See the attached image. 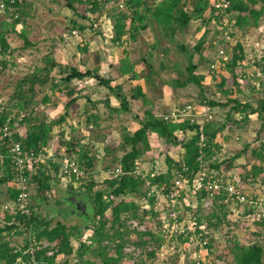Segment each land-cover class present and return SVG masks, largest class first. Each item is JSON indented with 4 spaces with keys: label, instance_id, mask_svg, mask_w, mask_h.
I'll use <instances>...</instances> for the list:
<instances>
[{
    "label": "trees",
    "instance_id": "obj_1",
    "mask_svg": "<svg viewBox=\"0 0 264 264\" xmlns=\"http://www.w3.org/2000/svg\"><path fill=\"white\" fill-rule=\"evenodd\" d=\"M63 1V6L72 9L81 19L87 17V11L94 13L105 10V18L112 21L111 39L116 45L123 46L130 40H137L147 29L154 33L155 42L150 45L147 54L140 50L138 57H131L128 51L119 64L111 65L118 71V78L102 77L89 67L81 68L83 64L76 62L60 63L53 52H49L41 59V65L29 68L15 80L6 81L4 87L12 89L8 91L6 99L0 100V126L8 124L13 133L11 137H3L0 133V264H127L126 259H131L133 264H155L158 250H148L145 247L152 243L161 248L163 243L160 237L152 228L144 231L136 227L131 229L128 221H144L150 215L157 217L160 214L154 208L157 196L151 193L152 185H157L165 194L172 182L179 177V173L192 180L204 167L210 172H220L221 163L226 162L228 168H231L239 154L226 158L220 156L223 143L218 140V135L224 129H243L249 123L251 115L256 114L262 121L260 133L264 130V47L260 56L253 57L259 69L252 75L258 83L251 82L250 89L258 95L257 99L248 98L244 101L238 97L241 82L251 79L246 71L248 63L243 44L230 42L228 48L226 45L223 47L231 57L227 61L222 58L225 61L224 69L230 75L215 79L221 99L204 100L206 104L220 107V116L211 118L204 126L189 119L181 122L166 120L162 110L148 106L150 100L144 87L154 86L156 77L161 72L168 71L171 65L160 59L157 67L150 57L157 53L168 57L171 52L169 44H175V53L183 56L185 60V70L176 68L178 77L169 84L186 87L194 83L202 87L203 80L208 77L206 70L212 72L211 65L217 59L219 51V46L214 44L213 39L207 38L213 25L222 24L220 12L213 4L214 0H125L122 8L119 0ZM33 2L34 0H6V13L0 15V81L8 69H15L19 65L15 59L19 55L16 56L15 53L27 52L34 45L27 30L31 26L30 22L27 24V19L32 15ZM81 5H85L86 10H81ZM229 13L234 29L230 35L236 36L237 32L256 27L264 21V0H231ZM88 28H93V24L88 26L80 20H74L68 31L83 32ZM203 28V34L195 44L189 43L188 34L193 29L198 32ZM12 33H18L23 38L22 46L12 47L8 37ZM230 48L232 52L229 51ZM79 49L81 57L88 51L86 45ZM197 54L199 62L194 60ZM201 61H205L206 66L201 67ZM260 69L263 76H258ZM54 70L57 75L52 74ZM185 71L187 75L182 78L180 75ZM90 76L108 88L104 100H93L90 95L81 94L83 88L80 83L82 79ZM125 76H128L127 80L143 79L145 85L138 83L124 90L123 82H118L117 79ZM214 77L212 76L213 80ZM83 97L86 98L88 107L84 111L86 127L100 129L104 120H120L121 125L116 128L120 130L121 136L118 144L115 140H109L108 136L82 135L78 129H72L70 138L62 128L58 137L54 136L56 128L62 127L70 117L71 105ZM112 99L118 103L114 104ZM60 102L65 103V112L60 116L50 117L39 111L41 104L46 107L51 104L58 105ZM100 103H104L106 112L102 111ZM136 103H140L144 109V118L135 111ZM122 114H129V118L136 119L139 127L133 132L130 131L127 120L129 118L122 117ZM178 131L181 132L180 137L177 136ZM189 131L191 134H188ZM201 135L205 137L204 142H201ZM260 135L258 140L263 141L252 151L258 162L243 165L241 171L238 169L236 172L243 185L256 182L264 172V137ZM154 138L161 139L167 147L169 144L181 147L184 152L182 159L174 160L166 155V170H157L156 173L153 168L145 177L136 175L133 173L136 162L143 160V156L154 149ZM13 143L20 144L23 152L32 156L47 152V149L53 151V158H49L47 163L28 162L34 168L32 173L25 172L29 190L30 184L36 189V194L30 197L29 214L3 209V204L16 199L20 191L17 187L20 171L13 164L11 152ZM64 155L74 157L87 174L94 172L102 162H105V170L114 166V169L119 167L122 171L131 173L106 178L104 189H95L96 182L93 178L87 183V176L81 179L80 185L68 182L66 190L55 184L62 190L61 197L56 198L52 194L55 187L51 183L62 181L58 160ZM188 195H192L191 192L185 193L184 197ZM73 196H77L81 202L90 203L92 211L86 215L76 208L73 214L80 215L84 221L68 225L64 222L67 209L62 204L76 205ZM196 197L200 205V201L206 199L207 192L200 191ZM227 197L225 193L215 198L210 214L200 215L197 212L195 215L197 232H201L202 238L207 239V244L199 245L200 248L214 253L219 250L222 238L227 246L218 255V260L224 264H264V220L253 221L258 229L251 232L249 237L240 238L230 225L229 215L233 211L230 203L225 202ZM142 203L146 205L142 206ZM234 208L240 210V215L245 220L253 211L246 208L241 210L238 204ZM156 225L162 226L161 218ZM132 233L138 238V242L134 244L131 242ZM19 235H25V243L20 246L15 240ZM129 244L136 248L126 252Z\"/></svg>",
    "mask_w": 264,
    "mask_h": 264
},
{
    "label": "rangeland",
    "instance_id": "obj_2",
    "mask_svg": "<svg viewBox=\"0 0 264 264\" xmlns=\"http://www.w3.org/2000/svg\"><path fill=\"white\" fill-rule=\"evenodd\" d=\"M118 1V0H117ZM38 4L42 5L44 4L43 12H47L46 15L41 14H34L32 16H29L27 19V24L31 21H35L38 18H41L42 20H39L38 22H42V24H46L47 26L50 25V28L48 32H46V35L44 36V33L41 32H35L32 31L31 26L27 27L28 30V37L30 40L34 43V45L31 48H28L27 52L24 53H18L16 52V56L18 58H15L18 62V66L15 69H8L7 74L2 76L1 84H0V100L6 99L8 97V91L12 89V87L6 88L4 85L6 84V81L8 79L15 80L18 77L22 76L26 70L29 68H34L37 65H41V59L46 56L47 53L53 52V55L55 56L56 60L60 63H69L71 61H81L83 63V66L81 68L89 67L90 69L95 70L96 74H99L102 77L105 78H118V71L116 69H113L111 65L113 64H119L120 58H122L128 51H130L131 57H138L140 50L147 54L148 49L150 48V45L155 42L154 33L151 31V29H147L140 38H138L135 41H129L127 44L116 45L112 42V21L110 18H105V10H100L99 12H91L87 11V17L86 18H79L72 9L63 6L64 1L63 0H34L33 6H39ZM113 5V4H112ZM32 6V7H33ZM111 7V5H110ZM81 10H86L85 5L80 6ZM49 12V14H48ZM38 17V18H37ZM74 20H80L85 24L92 23L93 28H88L87 30L80 32V31H68V28L70 29L72 27ZM264 22V21H263ZM53 23L54 27H51ZM264 26V24L262 25ZM21 28V26L19 25ZM254 27V26H252ZM194 28V27H193ZM218 30H222L223 32L219 33ZM251 30V29H250ZM204 28L201 31L194 32V29L191 33L188 34V40L189 43L195 44L196 40L200 38V36L203 34ZM102 32V33H100ZM263 32V31H262ZM9 41L11 42L12 47L16 46H22L24 40L20 36H18V33H12L9 34ZM253 32L243 33V31L237 32L236 36H227L224 32V29L222 27V24H217L216 26L213 25V27L210 28V31L207 33L208 40L214 41V44L223 47L227 46L229 47V43H241L243 44L246 52V63L247 65V74L248 77L251 80H246V82H241V91L242 94L240 95L241 100H248V98H254L257 99L258 95L252 92L250 89L251 82L252 83H258V80L254 79L253 73L259 69L255 65V61L253 57L254 54V48L257 47L258 50L260 46L257 44L256 47L253 46V43L256 42L259 38H257ZM67 39V40H66ZM223 42L225 44H223ZM230 44V46H232ZM83 45L88 47L87 53L84 55L83 61L81 60V54H80V47ZM171 52L166 56H162L161 54H156L153 57H150L151 62H153L157 67H159L160 59H164L167 63H169L171 66L168 69V71L161 72L158 77H156L155 85H145V92L147 98L149 101V107H157L156 109L163 111V116H168L173 111H177L179 109H182L189 104L192 105V107L200 112L203 113L206 110H209L210 114L212 115V118L216 119L217 116H220L222 113V110L220 111V107L218 106H211L209 104L204 103V100L207 99H218L220 98V89L217 85V81L215 79H218L222 75H230V73L224 69V63L225 61H222V58L217 57L215 62L218 64V70L214 73L210 72V70H206V75L208 77L203 80L202 87L192 83L187 85L186 87H179V86H171L169 82L172 79H175L178 77V72L176 68H180L182 70H185V60L183 56L178 55L175 53L176 51V45L170 43ZM218 47V48H219ZM262 47V45H261ZM264 47V45H263ZM262 47V48H263ZM232 48V47H231ZM231 48L229 49L230 52H232ZM227 60L231 57L230 54H226ZM195 61L200 60L199 55H195L194 58ZM226 60V61H227ZM116 61V62H115ZM199 62V61H198ZM79 63V62H78ZM200 66L204 67L206 66L205 61L200 62ZM144 67L146 65L144 64ZM175 67V68H174ZM98 68V70H97ZM97 70V71H96ZM147 69L145 68V73H147ZM258 76H263V71L260 69L258 71ZM53 75H57L58 73L56 70L52 72ZM187 75V71L182 73L180 75L182 78H185ZM212 76L214 77V80L212 79ZM128 76L120 77L117 79L118 82H123L124 90H128L131 88V86L136 85L138 83H145L143 79H136V80H127ZM254 80V81H253ZM84 82L85 86L82 91V95H90L94 100H104L107 96L108 89L99 83V81L95 77H87L82 79L81 83ZM244 82V83H243ZM113 84H116L113 82ZM262 87V85H261ZM204 96V97H203ZM221 99V98H220ZM112 102L117 103L115 99H112ZM64 102H60L58 105H49L44 106L40 105L39 111L42 112V114H45L46 116H60L65 112L64 108ZM86 106V108H85ZM100 108L103 112L105 111L104 103H100ZM88 107L86 105V98H80L76 103L71 105L70 107V117L67 118L66 122L62 124V127L58 126L56 130L53 132L54 136L58 137V134L60 133L59 130L61 128L65 130L66 135L70 138L72 129H78L80 132H82V135L91 136V135H104L108 136L109 140H115L116 143L121 141L120 136V130L116 129L118 126L117 123L112 124L111 121H103L102 128H92V127H86V116L83 115V112L87 110ZM135 111L144 118V109L142 108L140 103L135 104ZM199 113V114H200ZM82 114V115H81ZM82 116V117H81ZM122 117H128L129 114H122ZM201 116V115H200ZM239 116V115H238ZM129 118V117H128ZM187 117H181L178 120H174L175 122H181L183 120H186ZM222 118V117H221ZM224 118V117H223ZM257 120L258 117L256 114L251 115V119ZM129 125L130 131H135L139 127V123L134 118L127 119ZM171 120V119H166ZM211 120V119H210ZM259 120V119H258ZM198 121L201 123H207L209 122L204 119L198 118ZM261 121V120H260ZM80 122V123H79ZM117 126V127H116ZM258 124L251 125L250 121L248 124H246V132H241L237 128L234 130H227L224 129L223 132L219 133L218 138H226V142H224V151L222 157H230L234 156L235 154H239L238 158L234 160V166L241 171L242 166L258 162V159H255L253 156V150L254 148H257L261 141L263 140H257L258 135L261 134V137H264V130L260 133V127L258 129ZM251 128L258 129V133L255 132L251 134ZM248 129V130H247ZM228 132V133H227ZM91 134V135H90ZM188 134H191L189 131ZM177 136H181V132H177ZM205 139V137H204ZM88 139L85 140L87 142ZM161 140V139H160ZM222 140H219L222 142ZM202 142V139H201ZM117 143V144H118ZM153 150L151 152L149 151V154L144 155V160H138L136 164H139V167L141 170H143L144 176L147 175V173L150 172L154 168V171L157 173L162 170H166L167 163H166V155H170L174 160H180L183 156V150L181 147H177V145H174V148L170 149L168 152L166 150L167 145L166 143L162 141H156L153 140ZM226 143V144H225ZM172 144H169V146ZM155 150V151H154ZM53 151L47 149V152H45V159L42 161L44 163H47L49 158H53ZM52 156V157H51ZM155 164V165H153ZM227 164L221 163V170L223 169V173L227 177H232V179L238 178L237 175L230 170V168L226 167ZM105 162L100 163L94 172H88L86 174V182L88 183L90 178H93L95 180V189H104L106 187L104 181L107 178V175L104 173L106 170L104 169ZM264 168V164L262 165ZM114 166H112L111 169L113 170ZM137 167V166H136ZM237 171V170H236ZM110 173V171H109ZM109 175V174H108ZM178 175H183L182 173H179ZM106 176V177H105ZM61 178V177H60ZM62 180V179H61ZM55 188V192L52 193L56 198L61 197L62 190H66L67 184L63 181L57 182L52 181L51 183ZM55 184H58V186L62 189H58ZM85 184V182L83 183ZM149 184V182L147 183ZM248 184V183H247ZM80 185V183L78 184ZM5 189L6 186H3ZM246 189L249 193L253 194L254 196L261 198L264 202V172L262 176L258 178L256 182H251L246 186ZM35 187L34 185L30 184V197H32L35 193ZM159 198V197H158ZM196 195H188L184 197V200L182 201V213L181 215V221L188 225L189 217L192 215L195 216L197 212L200 215H208L213 210V203L209 200H204L199 202L196 199ZM74 201V200H73ZM4 202V201H3ZM87 202V201H86ZM62 204L63 207L67 209L64 213V222L68 225L76 224V223H83V218L80 215H74L73 211L76 209V205L73 203L69 204L66 203ZM146 205L145 203H142V206ZM149 208L150 205H147ZM146 207V208H147ZM155 210H159L160 214L157 215V217L154 216H148L145 218L144 221L135 219L128 221L129 227L132 229L133 227H136V229L144 231L147 228L154 229L153 231L157 236L160 237L161 242L163 245L161 248L158 247L156 244H148L145 248L148 250L156 249L157 254L155 257V264H224L221 260H218V255L220 252L224 251L226 249L227 245L225 244V241L221 238L220 248L219 250L215 251L214 253H209L208 249L200 248V246L196 243L195 239H191V235H188L187 232L185 234H181V232H173V234L168 235L165 237V234L162 231V226L156 225L157 221L160 220V218L163 217V219L166 217L165 211H166V202L164 197L161 195L159 199L156 200L154 205ZM91 210V208H90ZM84 214V213H82ZM159 216V217H158ZM58 216H56V219ZM62 218V217H60ZM63 219V218H62ZM230 225L234 228L235 233L240 238H247L249 237L251 232L258 229V227L255 225V223L250 219V217L245 220L242 219V216L240 213H238V210L236 209L233 214L229 215ZM250 219V220H249ZM168 223V222H167ZM182 223V224H183ZM164 227V226H163ZM168 228V227H165ZM89 234V232L87 233ZM189 238L186 239L185 238ZM148 239V238H146ZM16 244L20 246L21 244L25 243V235H19L15 237ZM131 242H138V238L135 233H132ZM133 244H129L127 246L126 252H130L135 250L136 246ZM215 244H219L218 242H215ZM74 245H77L74 243ZM222 245V246H221ZM142 249V248H139ZM160 249V250H159ZM138 254V252L136 253ZM144 257H147V255H144ZM127 264H133V261L131 259L125 260Z\"/></svg>",
    "mask_w": 264,
    "mask_h": 264
},
{
    "label": "built area",
    "instance_id": "obj_3",
    "mask_svg": "<svg viewBox=\"0 0 264 264\" xmlns=\"http://www.w3.org/2000/svg\"><path fill=\"white\" fill-rule=\"evenodd\" d=\"M124 1L125 0H119V6L121 8L124 6ZM213 4L220 12L224 32L228 37L231 36L230 34L234 31L229 13L231 0H214ZM5 13L6 0H0V15H3ZM217 56L223 58V60H227L228 56L226 55L224 47H219ZM218 64L214 62L211 65L212 73L218 70ZM196 113L197 111L192 107V105L189 104L182 109L173 111L168 116H165V119L178 120L181 117H187L186 119L200 124ZM200 115L201 118L205 120L204 122L212 118L209 110L200 113ZM204 125L205 123H201V126ZM0 133H2L3 137H11L13 132L8 124H4L3 126H0ZM201 139L202 142H204L203 135H201ZM223 151L224 148L221 149L220 156L223 155ZM11 152L13 164L18 167L20 171V178L17 184V187L20 191L16 199L9 200L3 204V209L9 212L29 214L31 212L29 207V182L27 177L25 176V172L32 173L34 168L32 167L31 163L28 162H42L45 159V152H41L37 156H32L31 154L24 153L23 148L18 143H13V145L11 146ZM58 161L60 164V177L66 184L70 182L71 184L78 185L81 179L84 178L87 174L82 168H80L77 160L74 157L64 155ZM136 166L137 167L133 173L145 177L143 170L140 169L138 163L136 164ZM104 173L107 175V178H114L121 174H128L131 172L122 171L119 167H117L112 171L107 170ZM246 186L247 185L242 184L239 178L232 179V177H227L223 172H210L206 167L199 170V172L192 178V180L185 178L184 175H179V177H177L172 182L169 191L165 194L157 188V185H152L151 193H155L157 199H159L162 195L166 202V217L164 219L163 217L161 218L162 231L165 234V237L173 234V232H191V239H195L198 245L207 244V239L202 238L201 232H197L195 216L189 217L188 225H185L180 219V213L182 212V201L184 198V194L187 192H191L192 195H196L198 192L204 190L207 192V197L205 200H209L210 202L214 201L218 196L226 193L228 197L225 198V202L230 203V207L233 212H235V210L237 209L238 213H240V210L238 208H234V205L238 204L241 210H244L245 208L248 210H253L249 215L252 221L264 220L263 200L249 193L246 189ZM156 211L159 210L156 209Z\"/></svg>",
    "mask_w": 264,
    "mask_h": 264
},
{
    "label": "crops",
    "instance_id": "obj_4",
    "mask_svg": "<svg viewBox=\"0 0 264 264\" xmlns=\"http://www.w3.org/2000/svg\"><path fill=\"white\" fill-rule=\"evenodd\" d=\"M39 6H33L32 7V11H31V14L32 15H38V14H41V16L42 15H46V13L47 12H43V8H44V4H42V5H40V4H38ZM257 7H259V5H257ZM48 14H49V12H48ZM31 15V16H32ZM38 17H39V15H38ZM37 17V18H38ZM42 18V17H41ZM41 18H38L37 20H35V21H31L30 22V25L32 26V27H30V28H32V31H34L35 30V32H41V33H44V36L46 35V32H48V30H49V28H50V25H48L47 26V23L46 24H42V22H38L39 20H42ZM264 24V22L263 21H261L256 27L254 26V27H248V29L247 30H244L243 31V33H248V32H253L256 36H258L257 38H259L258 40H257V43L256 42H254L253 43V46H255L256 47V45L255 44H257L258 46H260L259 48H261L260 50H258L257 49V47L256 48H254V55L255 56H260L261 54H262V47H263V45H264V26H262ZM29 27V26H28ZM51 27H54L53 26V23H52V26ZM251 29V30H250ZM146 31V30H145ZM145 31H143V33L145 32ZM263 31V32H262ZM143 33H142V35H143ZM141 35V36H142ZM140 38V37H139ZM67 40V39H66ZM261 45H262V47H261ZM83 58H84V56L83 57H81V60L83 61ZM121 59V58H120ZM72 62H76V63H78V64H83L81 61H72ZM116 62V61H115ZM213 79V78H212ZM141 84H143V85H145V83H141ZM80 87H82L83 89H84V86H85V83L84 82H82V83H80ZM216 86H218V85H216ZM108 89V88H107ZM238 97L240 98V95L242 94V91H239L238 93ZM93 99V98H92ZM94 100V99H93ZM114 103V102H113ZM118 103V102H117ZM117 103H114V104H117ZM65 105V104H64ZM85 108H86V106H85ZM200 112H198L197 111V113H196V115H197V118H200L201 119V116H200V114H199ZM82 115V114H81ZM83 115H84V112H83ZM82 117V116H81ZM239 117V116H238ZM117 121L119 122L118 123V126L119 125H121L120 124V120L119 119H114L113 121H111L112 122V124H114V123H117ZM250 123H251V125H253L254 123L255 124H258L259 126H258V129H259V127L261 126V124H262V121H260V120H255L254 118L253 119H251L250 120ZM128 125H130V123H128ZM117 127V126H116ZM258 129H255V128H251L250 130H251V134H253L254 132L257 134L258 132ZM241 132H246V131H244V130H246V127H244L243 129H239ZM248 130V129H247ZM228 133V132H227ZM154 140H156V141H161L159 138H157V139H155L154 138ZM218 140H222V138H218ZM258 140V139H257ZM163 142V141H162ZM224 142H226V138L224 137L223 138V140H222V143H223V145H224ZM226 144V143H225ZM172 147L174 148V146L173 145H170L168 148V152L170 151V149H172ZM177 147H179V146H177ZM99 150H102V149H99ZM155 151V150H154ZM151 152V151H150ZM149 154V153H148ZM144 160V159H143ZM142 160V161H143ZM236 160V159H235ZM225 164H226V162H225ZM228 164V163H227ZM233 164H234V162H233ZM166 167H167V165H166ZM226 167H228L227 165H226ZM221 169V168H220ZM230 170L231 171H233L235 174H236V172L238 171V168H236V166H232L231 168H230ZM237 170V171H236ZM107 171V170H106ZM151 171V170H150ZM220 172H224L223 171V169L222 170H220Z\"/></svg>",
    "mask_w": 264,
    "mask_h": 264
},
{
    "label": "water",
    "instance_id": "obj_5",
    "mask_svg": "<svg viewBox=\"0 0 264 264\" xmlns=\"http://www.w3.org/2000/svg\"><path fill=\"white\" fill-rule=\"evenodd\" d=\"M72 199L76 202V208L78 210H80L82 213L89 215L91 213L92 210H90L91 208V204L88 202H81L79 201V198L77 196H73Z\"/></svg>",
    "mask_w": 264,
    "mask_h": 264
},
{
    "label": "flooded vegetation",
    "instance_id": "obj_6",
    "mask_svg": "<svg viewBox=\"0 0 264 264\" xmlns=\"http://www.w3.org/2000/svg\"><path fill=\"white\" fill-rule=\"evenodd\" d=\"M79 201H81V200H79ZM85 203V202H84Z\"/></svg>",
    "mask_w": 264,
    "mask_h": 264
}]
</instances>
